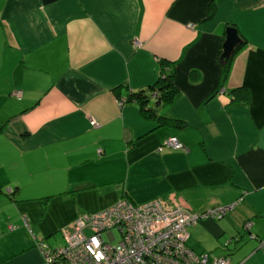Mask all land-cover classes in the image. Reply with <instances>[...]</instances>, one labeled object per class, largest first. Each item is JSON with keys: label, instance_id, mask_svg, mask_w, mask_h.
<instances>
[{"label": "crops", "instance_id": "crops-1", "mask_svg": "<svg viewBox=\"0 0 264 264\" xmlns=\"http://www.w3.org/2000/svg\"><path fill=\"white\" fill-rule=\"evenodd\" d=\"M163 61L164 124L122 102ZM125 198L226 207L189 246L264 264V0H0V264H43L39 241Z\"/></svg>", "mask_w": 264, "mask_h": 264}, {"label": "built area", "instance_id": "built-area-1", "mask_svg": "<svg viewBox=\"0 0 264 264\" xmlns=\"http://www.w3.org/2000/svg\"><path fill=\"white\" fill-rule=\"evenodd\" d=\"M20 93L15 95L21 97ZM166 149L182 150L184 144L171 136L159 146V151ZM226 210L212 207L201 216L220 219ZM198 217L159 199L138 205L121 199L110 208L79 217L63 233L64 245L51 249L43 243V264H230V258L198 255L186 247L188 229Z\"/></svg>", "mask_w": 264, "mask_h": 264}, {"label": "trees", "instance_id": "trees-1", "mask_svg": "<svg viewBox=\"0 0 264 264\" xmlns=\"http://www.w3.org/2000/svg\"><path fill=\"white\" fill-rule=\"evenodd\" d=\"M242 39H243L242 44H240L236 47L235 52L237 51V49L239 47H241L245 43V40L243 37H242ZM235 52L233 53V55L235 54ZM233 55H232V57H233ZM230 59L224 65L226 75L228 74V72L230 70V66H231V64H230L231 60ZM243 90L245 91V89H243ZM236 92H237V90L233 91V94H235V96H233V99H235V97H236ZM177 93H178V87L176 85L175 78H174V69L172 66H170L169 63H167L166 61H163L161 63V75H160V78L158 79V81L155 83V85L150 86V87H143V88L128 90L126 93L125 102L135 103L139 107L143 116H145L148 119H158V121L160 123L164 124L165 122H170L172 120L165 117V116L158 114L160 106L166 105V104H171L174 101L175 97L177 96ZM122 99H124V98H122ZM158 100L161 101V103L159 105L157 104ZM159 200H161V199H159ZM149 201H151V200H149ZM134 203H136V202H134ZM144 203H146V202H144ZM136 204L138 205V204H142V203H136ZM200 217L207 218V217H203V216L199 215L197 222L199 221ZM210 218H213V217H210ZM213 219L218 220L219 218H217V219L213 218ZM197 222L194 225L189 227V229H188L189 235H190V228H193L197 224ZM63 236H64V234H63ZM188 238H189V236H188ZM43 243L45 245H47L48 247H50L51 249H54L58 246L64 245V242L61 245H51V244H47L45 241L41 240L37 243V246L41 251L43 248V245H42ZM185 244H186V247L188 249H190L191 251L195 252L198 255L208 254L209 256H211L213 258H219V259L223 258V257L224 258H230V256H228V255L220 257V256H214L212 253L207 252V251H204V252L196 251L192 247L189 246L187 240H186ZM42 255H43V252H42ZM230 260H231V258H230ZM43 261H44V256H43ZM230 264H231V261H230Z\"/></svg>", "mask_w": 264, "mask_h": 264}, {"label": "water", "instance_id": "water-1", "mask_svg": "<svg viewBox=\"0 0 264 264\" xmlns=\"http://www.w3.org/2000/svg\"><path fill=\"white\" fill-rule=\"evenodd\" d=\"M243 39L240 36L237 28L233 25L228 26L226 28V37L223 42V53L221 55V63L225 65L229 59L232 57L233 53L235 52V49L238 45L242 44ZM161 103L160 100H158L157 104L159 105ZM246 227V226H244Z\"/></svg>", "mask_w": 264, "mask_h": 264}, {"label": "rangeland", "instance_id": "rangeland-1", "mask_svg": "<svg viewBox=\"0 0 264 264\" xmlns=\"http://www.w3.org/2000/svg\"><path fill=\"white\" fill-rule=\"evenodd\" d=\"M210 208H212V207H210ZM207 209H209V208H207ZM207 209H206V210H207ZM204 211H205V210H204ZM204 211L201 212L200 216L202 215V213H203ZM56 235H57V237H56V241L59 242L60 244H62V242H64V236H63V233L60 231V232H57ZM116 235H117L118 238L120 237L118 230H116ZM211 249H213V247H211ZM215 256H216V255H215ZM217 256H218V255H217Z\"/></svg>", "mask_w": 264, "mask_h": 264}]
</instances>
